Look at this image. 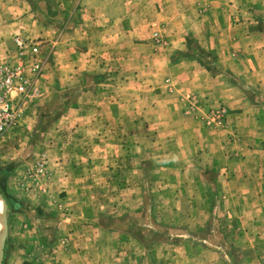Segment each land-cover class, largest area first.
Listing matches in <instances>:
<instances>
[{"label":"rangeland","instance_id":"374dc122","mask_svg":"<svg viewBox=\"0 0 264 264\" xmlns=\"http://www.w3.org/2000/svg\"><path fill=\"white\" fill-rule=\"evenodd\" d=\"M16 35L0 264H264V0H0Z\"/></svg>","mask_w":264,"mask_h":264},{"label":"built area","instance_id":"2783aa9c","mask_svg":"<svg viewBox=\"0 0 264 264\" xmlns=\"http://www.w3.org/2000/svg\"><path fill=\"white\" fill-rule=\"evenodd\" d=\"M12 43L11 52L0 60V139L17 125L46 68L42 40L16 35Z\"/></svg>","mask_w":264,"mask_h":264},{"label":"bare ground","instance_id":"6f19581e","mask_svg":"<svg viewBox=\"0 0 264 264\" xmlns=\"http://www.w3.org/2000/svg\"><path fill=\"white\" fill-rule=\"evenodd\" d=\"M2 208H3V201H2V199H0V216H1V213H2Z\"/></svg>","mask_w":264,"mask_h":264}]
</instances>
